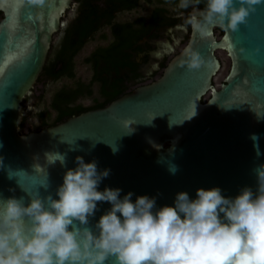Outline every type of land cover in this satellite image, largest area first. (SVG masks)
<instances>
[{
  "label": "water",
  "instance_id": "95a60500",
  "mask_svg": "<svg viewBox=\"0 0 264 264\" xmlns=\"http://www.w3.org/2000/svg\"><path fill=\"white\" fill-rule=\"evenodd\" d=\"M73 2L0 0V194L26 202L37 192L56 198V188L64 173L76 167L77 156L85 163L95 160L98 171L110 169L98 190L119 188L121 198L132 192L133 202L142 195L155 197L157 208L173 205L179 192L195 198L200 188L219 187L233 198L244 187L255 192L253 170L264 164V5L236 32L209 25L211 35L202 37L191 30L181 50L191 47L200 53L204 63L198 70L179 63L182 50L153 84L106 108L41 132L22 133V120L30 113L23 103L29 96L28 105L32 101ZM217 29L224 32L221 39ZM181 39L175 35L174 45ZM220 50L227 51L232 65L218 85ZM56 154L65 156V165L49 163ZM46 182L47 190L42 186ZM110 207L98 202L90 224Z\"/></svg>",
  "mask_w": 264,
  "mask_h": 264
},
{
  "label": "clouds",
  "instance_id": "9594fccd",
  "mask_svg": "<svg viewBox=\"0 0 264 264\" xmlns=\"http://www.w3.org/2000/svg\"><path fill=\"white\" fill-rule=\"evenodd\" d=\"M201 2L179 0L177 8L193 9L184 27L202 37L209 25L238 31L264 5V0H206L197 14ZM179 63L192 71L204 60L185 47ZM56 161L65 165V156L49 159ZM75 163L64 173L56 198L37 192L26 202L0 194V264H264V164L253 170L255 192L244 187L233 198L219 187L200 188L195 198L179 192L173 205L157 208L155 197L133 202L132 192L121 198L119 188L98 190L110 169L98 171L95 160L85 163L81 156ZM42 186L47 190L49 184ZM98 202L111 207L91 225Z\"/></svg>",
  "mask_w": 264,
  "mask_h": 264
},
{
  "label": "trees",
  "instance_id": "16d2710c",
  "mask_svg": "<svg viewBox=\"0 0 264 264\" xmlns=\"http://www.w3.org/2000/svg\"><path fill=\"white\" fill-rule=\"evenodd\" d=\"M78 3V11L72 22H67L60 33L61 39L57 49L51 50L50 56L39 78L38 85L44 83H54L62 79H75V59L82 52L85 46L94 40L103 24L100 19L103 15L99 0H75ZM131 2L130 6L123 11H130L138 7L140 0H119ZM158 4L164 5L168 2L158 0ZM206 0L201 4L205 6ZM3 15L0 14V19ZM108 24L114 22V16L110 14ZM133 24L116 25L113 33L117 36L116 42L109 48H99L87 59L93 70L94 77L90 84L78 82L75 87H63L56 92L52 98L50 111L31 113L40 121V126L33 125L27 129L29 116L25 115L21 123V131H29L35 127L34 132H41L47 128L57 126L72 117L81 115L91 110L102 109L112 102L124 97L127 94L130 83L136 78L132 67L133 46L132 34ZM99 85L100 99L95 100L91 106H84L79 102L82 98H91L94 95L93 86ZM43 99V96L41 97ZM29 98L26 100V102ZM54 114V118L51 117ZM52 118V119H51Z\"/></svg>",
  "mask_w": 264,
  "mask_h": 264
},
{
  "label": "flooded vegetation",
  "instance_id": "af4514ba",
  "mask_svg": "<svg viewBox=\"0 0 264 264\" xmlns=\"http://www.w3.org/2000/svg\"><path fill=\"white\" fill-rule=\"evenodd\" d=\"M148 10L144 14H140L135 16L132 20L121 22L119 17L124 13H130L136 11L141 6V0L138 7L134 8L130 11H123L128 8L131 2H124L119 0H99V4L102 7V17L100 19V24H103L101 32H107L108 36L104 39L106 42L103 46L98 47L102 49L109 48L112 46L116 40L117 36L113 33V27L116 25H125V24H133V34L132 40L134 41L133 46L130 51L132 52V67L134 68V74H136V78L133 83H130L129 89L127 90V94L132 93L136 89L153 84L158 81L164 75V72L171 61L177 57L182 50L179 48H172L171 44H174L175 35L181 34L183 42L182 45H187L190 40L191 35V27L188 26L186 29L184 27V19L187 17L189 13L193 11L192 8L187 10H179L177 8L179 0H165L168 2L177 1V3H166L164 5L158 4V0H148ZM205 6L201 3L197 6V9L203 10ZM78 11V3L74 0L72 8L68 11L64 21L68 19L69 13H73L71 20L67 22H72L75 18V15ZM181 12H183V16H181ZM110 14L114 16V22L108 24L110 20ZM64 28V27H63ZM62 28V29H63ZM61 29V31H62ZM61 31L54 37V42L51 46L52 48L55 46V42L58 37H61ZM217 37L220 33L224 34L222 30H215ZM219 39V37H218ZM93 41V40H92ZM91 42V41H90ZM95 49L94 51H96ZM50 50V53H51ZM93 51V52H94ZM222 55L217 54L218 59L221 62L222 69H224L226 65V61L230 63V69L232 65V61L227 53V51L220 50ZM49 53V56H50ZM92 54V53H91ZM90 54V55H91ZM48 56V58H49ZM157 65V69L153 70L152 66ZM229 69V71H230ZM93 71V70H92ZM151 73V74H149ZM229 73V72H228ZM94 77V73L92 76V80ZM91 80V81H92ZM225 80V79H224ZM224 80L222 83H224ZM221 83V84H222ZM99 87L98 84H95ZM100 90V88H99ZM126 94V95H127ZM100 96V92H99ZM30 98L27 97L24 101V106L27 107L26 100ZM101 97H99L100 99ZM40 126V123L37 124ZM37 129L33 127L31 129L32 132ZM29 131H26V134Z\"/></svg>",
  "mask_w": 264,
  "mask_h": 264
},
{
  "label": "rangeland",
  "instance_id": "374dc122",
  "mask_svg": "<svg viewBox=\"0 0 264 264\" xmlns=\"http://www.w3.org/2000/svg\"><path fill=\"white\" fill-rule=\"evenodd\" d=\"M149 1L148 0H141V6L139 9H137L136 11L130 12V13H124L119 17V20L121 22H126V21H130L132 20L135 16L140 15V14H144L146 13V11L148 10V5H149ZM72 14V13H71ZM71 14L69 13V17L68 19H66L65 22H67L69 20V18L71 17ZM108 33L107 32H101L97 35V37L89 42L85 48L82 50V52H80V54L76 57L75 59V74L76 77L75 79L71 80V79H62L58 82H54V83H44L41 85H38L36 87V89L33 91V94L31 95L32 97V101L31 103H27V107H30V113H29V124L28 126L31 127L33 125H37L40 123L39 119L37 117H35L34 115L32 116L31 113H38L41 111H50V105H51V101L52 98L54 96V94L56 92H58L60 89H62L63 87H75V85L78 82L84 83L86 85L91 83L92 80V76H93V71L92 68L89 64L86 63V59L90 56L91 53H93V51L95 49H97L100 46H103L106 42L104 41L105 38H107ZM223 36L222 33H220L218 35L219 39H221ZM57 42V40H56ZM55 42V45H56ZM183 42H181L179 44V46H175L174 44H171L172 48H179V50H181V48L185 45H182ZM55 48V46H54ZM217 54H221V52H217ZM230 69V63L228 61H226V65L224 67V69H222L219 74L217 75L216 78V84L220 85L222 83V81L226 78V76L228 75ZM93 91H94V95L91 98H82L79 100L78 103L84 105V106H91L94 104L95 100L99 99V87L97 85L93 86ZM43 96V99H41V97ZM51 117L54 118V114H51ZM51 118V119H52ZM27 126V129L29 128ZM27 131V130H26ZM25 131V134H26Z\"/></svg>",
  "mask_w": 264,
  "mask_h": 264
},
{
  "label": "snow or ice",
  "instance_id": "6c2138e0",
  "mask_svg": "<svg viewBox=\"0 0 264 264\" xmlns=\"http://www.w3.org/2000/svg\"><path fill=\"white\" fill-rule=\"evenodd\" d=\"M208 35H211L210 33ZM0 71H3V69H0Z\"/></svg>",
  "mask_w": 264,
  "mask_h": 264
}]
</instances>
